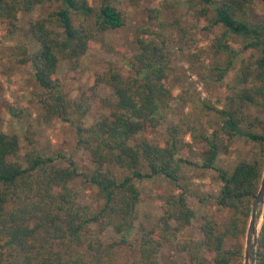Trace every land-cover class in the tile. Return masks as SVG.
Returning a JSON list of instances; mask_svg holds the SVG:
<instances>
[{"label":"trees","instance_id":"1","mask_svg":"<svg viewBox=\"0 0 264 264\" xmlns=\"http://www.w3.org/2000/svg\"><path fill=\"white\" fill-rule=\"evenodd\" d=\"M47 1L53 0H0V36L16 34L20 15ZM63 2V8L29 22L33 50L29 42L16 44L12 70L30 72L42 86L36 97L43 124L77 121V148L96 165L89 181L97 187L101 206L94 209L81 202L73 185L81 175L74 161L42 153L34 146L41 131L32 114L12 107L13 115L26 121L23 135L0 130V264H161L165 247L180 253L185 264H243L248 223L264 171V119L249 112L253 106L264 110V0H189L184 25L176 18L169 32L162 21L157 30L138 29L128 75L113 54H103L107 68L95 72L89 90L77 97L57 74L60 61L79 70L88 53L97 50L101 34L125 26L128 13L113 0H104L96 28L84 22L74 25L70 8L91 10L88 0ZM178 2L147 8L149 19H159ZM259 3L261 11L256 9ZM54 21L62 23V32L49 26ZM193 30L211 39L214 60L209 71L216 81L237 69L235 84L213 106L205 105L216 112L217 128L201 167L218 172L220 189L216 208L201 217L199 238L181 236L197 215L193 194L184 184L185 167L198 162L180 155L178 148L179 138L197 128L171 125L162 143L147 136L161 131L163 111L176 98L171 72L179 54L196 44ZM200 56L192 54V62ZM104 86L111 92L101 96ZM95 98L104 113L86 126ZM238 136L256 143L258 156L239 158L232 172L216 166L219 154L227 153ZM17 155L19 159H13ZM163 178L177 190L162 195L151 227L139 225L137 208L144 199L140 183ZM256 254L257 264H264V219Z\"/></svg>","mask_w":264,"mask_h":264},{"label":"rangeland","instance_id":"2","mask_svg":"<svg viewBox=\"0 0 264 264\" xmlns=\"http://www.w3.org/2000/svg\"><path fill=\"white\" fill-rule=\"evenodd\" d=\"M103 1L88 0L91 10L70 8L71 23L75 25L84 22L96 28ZM165 1L167 0H113L120 8L127 11L126 25L101 34L96 43L97 50L88 53L79 70H70L66 61H60L57 74L73 97H77L82 91H88L93 84L95 72L107 68L103 54H113L123 72L129 74L130 58L137 51L134 39L139 28L149 27L157 30L158 22L162 21L165 23L163 26L165 32H169L172 30L173 25L171 24L176 18L181 24H185V13L189 6V0H177L179 2L172 9L164 10L159 19H149L147 8L160 7ZM64 5L63 0L47 1L38 6L34 12L20 15V27L16 34L9 38L0 36V130L23 135L26 119H20L13 115L12 107H15L16 111L27 109L32 114L31 119L36 129L41 131L40 135L36 137L34 146L45 155L57 156L61 154L65 156L66 163L67 159L71 158L81 173L73 181V185L80 192L81 202L89 203L94 209H98L101 202L96 200L97 187L89 181V177L96 170V165L83 150L77 148V121L65 122L55 119L49 125L43 124L38 118L40 108L36 97V93L42 91V86L33 79L30 72L12 70L16 58L14 54L16 44L29 42L31 50H33V38L28 30L29 22L47 16L50 11L59 10ZM256 9L261 11L262 3H259ZM49 26L57 32L63 30L60 21L50 22ZM192 35L196 38V44L192 49H186L185 53L179 54L180 59L174 64L171 72L170 84L176 98L170 103L171 107L163 111L165 117L162 121L161 131L158 134H148L147 136L155 142L162 143L167 139V129L171 125L182 123L186 129L190 125L197 128L195 132L193 131L197 136L188 132L179 138L178 148L180 155L189 156L198 162V166L187 165L185 167L186 180L184 184L193 194L192 207L197 215L193 224L185 228L181 236L199 238L202 236L198 228L201 217L216 208V197L220 189L216 178L218 172L215 169L201 167L203 154L208 148V141L214 137V130L217 128L214 122L216 112L208 110L205 105L213 106L216 99L230 85L235 84L237 69L229 70L222 81H216L213 72L209 71L214 60L213 53L208 47L211 39L200 30H193ZM142 36L148 37V34ZM194 53L201 54L196 62H192ZM235 66L238 64L236 63ZM201 74H206L207 77L202 78ZM109 92H111L110 87L104 86L100 89L101 96ZM249 112L264 119V110L260 106L251 107ZM103 113L100 99H93L91 113L84 119L85 125H90ZM258 153L259 148L256 143L238 136L231 141L227 153L219 154L216 166L232 172L239 158L253 160L258 156ZM13 159H19V155ZM140 186L143 189L144 199L137 208V223L151 227L158 218L162 195L166 192L176 191L177 187L164 178L155 182L145 180L140 183ZM159 260L161 264H185L180 253L167 247L163 248Z\"/></svg>","mask_w":264,"mask_h":264},{"label":"water","instance_id":"3","mask_svg":"<svg viewBox=\"0 0 264 264\" xmlns=\"http://www.w3.org/2000/svg\"><path fill=\"white\" fill-rule=\"evenodd\" d=\"M264 219V171L261 179L260 188L255 197L252 207V213L249 219L245 246L243 264H257V245L260 229Z\"/></svg>","mask_w":264,"mask_h":264}]
</instances>
